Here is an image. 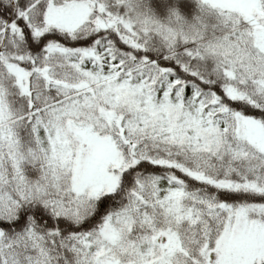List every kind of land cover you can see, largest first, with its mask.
I'll return each instance as SVG.
<instances>
[{
    "label": "snow or ice",
    "instance_id": "1",
    "mask_svg": "<svg viewBox=\"0 0 264 264\" xmlns=\"http://www.w3.org/2000/svg\"><path fill=\"white\" fill-rule=\"evenodd\" d=\"M0 264H264V0H0Z\"/></svg>",
    "mask_w": 264,
    "mask_h": 264
}]
</instances>
